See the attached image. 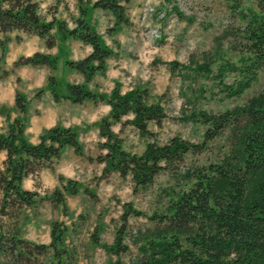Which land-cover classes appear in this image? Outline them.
<instances>
[{
    "label": "trees",
    "instance_id": "1",
    "mask_svg": "<svg viewBox=\"0 0 264 264\" xmlns=\"http://www.w3.org/2000/svg\"><path fill=\"white\" fill-rule=\"evenodd\" d=\"M76 1L79 15L74 25L68 27L64 20L53 15L46 19L39 13L38 0H0V33L18 30L33 34L42 38L46 47L54 45V34L59 40L72 38L88 44L91 49L87 55L65 60L68 68L82 74L83 83H66L65 92L58 94L53 75L48 74L46 82L55 100L64 98L72 103L103 100L102 95L88 90L85 83L95 73L104 75V59L112 51L101 42L84 13L88 7L108 11L112 22L105 33L110 35L119 24L131 26L125 13L129 0ZM243 39L244 56L240 58L238 69L246 77L242 81L246 86L249 84L246 79L252 80L255 72L264 67V12L250 15ZM6 40V36L0 39V78L8 73L1 67ZM55 59L49 53L34 52L18 57L12 66L44 65L51 71L55 68ZM174 64V61L168 62L171 70ZM41 91L38 88L34 95L39 96ZM105 101L110 108L109 118L99 120L101 141L96 144L104 152L93 158L102 163V175L116 172L121 177L128 176L134 187H144L164 165L180 161L186 153L201 150L200 145L172 136L163 144L147 141L140 154L125 151L111 125L117 123L121 131L129 124L139 135H150L148 123L159 126L165 117L164 109L158 101L147 102L144 89L133 88L120 93L116 85ZM14 107L20 113L25 110V97L18 91H15ZM127 115L130 117L123 119ZM195 116L206 125V138L227 126L238 133L224 159L190 171L193 182L186 190L168 198L164 212L155 216L160 226L147 232L139 246L143 254L141 264H264V92L218 113L197 111L190 119ZM64 146L71 147L78 155L83 153L75 131L69 127L45 128L36 143L23 137L20 118H13L5 132H0V150L4 151L0 162V264H70L69 251L62 243L65 232L62 220L50 221L47 244L22 238L17 224L20 210L33 206L37 196L35 189L22 188L21 180L29 175L34 188L39 187V170L52 169V160ZM57 179L63 181L61 175H57ZM83 190L92 195L88 189ZM77 191V182L66 179L61 189L54 187L43 199L53 206L59 205L65 215V193L74 195ZM129 210V206L125 207L126 212ZM123 230L124 223L115 232L113 247L109 248L126 249L120 243Z\"/></svg>",
    "mask_w": 264,
    "mask_h": 264
},
{
    "label": "rangeland",
    "instance_id": "2",
    "mask_svg": "<svg viewBox=\"0 0 264 264\" xmlns=\"http://www.w3.org/2000/svg\"><path fill=\"white\" fill-rule=\"evenodd\" d=\"M148 3L164 13L160 31L175 44V64L171 70L170 61L166 63L171 73L166 78L157 73V61H149L151 72L148 77L145 80L137 77L141 86L136 88L146 91L147 102L158 101L165 117L159 126L148 123L150 135L141 136L131 125L125 124L117 133L121 147L140 154L147 141L163 144L168 138L178 136L200 145L201 150L186 153L180 161L164 165L144 187H134L128 176L121 177L116 172L102 175L94 160L89 178L82 182L83 185L76 181L78 193H65V215L59 205L53 206L43 199L53 188L31 187L37 190L36 202L19 212L20 236L47 244L50 221L62 220L65 225L62 243L69 251L70 264H141L143 254L139 246L147 232L160 226L155 216L164 212L168 198L177 191L186 190L193 182L190 171L224 159L238 133L227 126L215 136L206 138V125L200 123L197 116L193 120L190 116L197 111L218 113L264 92V67L255 72L252 80L246 79L249 83L246 86L242 82L246 77L238 69L240 58L244 56L246 22L252 13L264 12V0H149ZM53 8L55 4L47 6L46 10ZM6 33H0V39L8 37ZM54 36L59 44L52 54L56 59L50 73L55 79V91L60 94L65 92L70 68L65 64L67 47L57 34ZM5 52L4 61H10L12 50L6 55ZM197 67L200 68L196 70ZM39 88L50 91L47 82ZM236 89L238 92H233ZM103 152L104 149L97 147L96 154ZM93 158L88 157V160ZM50 174V171L43 173L41 179L45 184H50ZM83 187L92 195L86 194ZM58 188L61 189V185ZM127 206L131 210L126 212ZM122 223L124 230L120 243L126 249L115 251L109 247H113L114 234Z\"/></svg>",
    "mask_w": 264,
    "mask_h": 264
},
{
    "label": "crops",
    "instance_id": "3",
    "mask_svg": "<svg viewBox=\"0 0 264 264\" xmlns=\"http://www.w3.org/2000/svg\"><path fill=\"white\" fill-rule=\"evenodd\" d=\"M142 1L129 0L125 13L131 26L119 24L110 35L105 33V28L112 22L111 14L98 8L88 7L85 10V20L99 35L101 42L112 51V54L104 59V75L95 73L91 80L85 83L88 90L102 95L103 100L86 99L81 103H72L64 98L55 100L49 90H43L39 96H35V91L44 86L46 77L51 71L44 65L12 66V62L20 56H29L34 52L52 55L56 52L59 41L55 39L53 46L46 47L43 39L36 35L18 30L6 33L8 37L4 44V50L7 51L5 55L12 50V56L9 58L10 61H4L3 58L2 62L3 68L8 70V73L0 78V132L6 130L7 124L13 118H20L23 123V137L30 143L37 142L43 129L60 126L73 129L78 142L82 145L81 155L76 154L69 146L62 147L58 157L52 160V169L39 170V188L58 187L66 179H73L83 185L82 182L89 178L94 159L89 161L88 157L93 158L97 153L96 144L101 141L98 136V122L102 118H109L110 108L105 98L109 96L115 85L120 93L139 88L141 84L137 77H148L151 72V61H157L159 75L168 78L171 74L166 63L175 61V44L171 43L170 37L163 34L160 39L153 42L145 41L144 33L148 26L153 24L154 15L146 19L140 18L139 6ZM54 4L55 8L52 11L46 10L47 6ZM38 7L39 12H42L46 19L53 15L56 19L66 21L68 27L74 25V19L79 15L76 0H40ZM162 21L163 19L161 23ZM51 32L54 33V29ZM63 44L67 47L66 60L80 59L91 49L88 44L72 38L63 40ZM68 83H83L82 74L70 69ZM143 84L145 87L146 82ZM15 91L25 97L23 113L14 107ZM110 128L114 133H119L118 124H112ZM3 158L4 151L0 150V162ZM97 164L100 172L102 163ZM46 171L51 172L50 184H45L41 179ZM57 175H61L64 181L59 182ZM21 186L28 190L34 188L31 176L24 177Z\"/></svg>",
    "mask_w": 264,
    "mask_h": 264
},
{
    "label": "built area",
    "instance_id": "4",
    "mask_svg": "<svg viewBox=\"0 0 264 264\" xmlns=\"http://www.w3.org/2000/svg\"><path fill=\"white\" fill-rule=\"evenodd\" d=\"M148 2L149 0H145L140 8V13L142 17L150 15L153 11V7L151 6V4L149 5ZM163 15H164L163 11L159 12L157 14L156 20L160 19ZM159 37H160V30L158 23H156L153 27L149 28L144 35L145 40L148 42H152Z\"/></svg>",
    "mask_w": 264,
    "mask_h": 264
}]
</instances>
